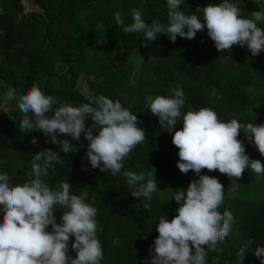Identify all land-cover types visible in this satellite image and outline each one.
<instances>
[{
  "label": "trees",
  "instance_id": "trees-1",
  "mask_svg": "<svg viewBox=\"0 0 264 264\" xmlns=\"http://www.w3.org/2000/svg\"><path fill=\"white\" fill-rule=\"evenodd\" d=\"M32 1L38 9L25 11L23 0H0V169L7 170L13 182L22 183L28 179L35 152L61 147L41 130L20 129L17 119L23 110L16 98L4 97L9 85L15 86L17 93L37 85L56 96L59 103L74 105L90 102L88 97L98 94L119 98L137 112V123L146 132L145 139L124 158L121 174L113 176L99 167L92 168L90 162L82 168L79 160L86 153L88 140L81 134L78 140L68 136L74 150L62 152L63 162L43 178L53 188L69 180L72 192L88 193L87 201L98 209L102 264H146L145 257L151 264L149 246L159 235V218L167 215L171 219L176 214L179 204L172 198L174 191L186 187L199 174L192 169L185 173L178 167L179 149L172 139L175 129L169 131L160 124L158 115L150 110L148 97L173 95L171 88L182 86L186 93L182 112L211 106L221 119L264 123V49L258 55L239 43L230 49H217L207 29L198 30L195 38L178 34L175 41L160 33L145 45L142 33H126L114 20V13L120 11L130 23L132 9L139 8L149 22L166 23L167 0ZM209 2L220 0H186L182 7L199 11L198 5ZM239 6L241 15L250 16L264 8V0H239ZM80 79L88 92L79 88ZM91 123L87 118L86 126ZM182 126L181 121L176 127ZM240 138L246 151L264 162V155L248 141L244 129ZM124 170L150 172L151 178H157L151 201L132 193ZM201 171L217 176L224 184L221 211L229 209L235 217L227 237L209 250L206 264H261L254 250L264 245V173L245 169L235 178L219 169L205 167ZM148 178L146 175L145 180ZM149 203L151 206H146ZM63 211L55 209L57 222ZM117 236L119 244L114 243ZM249 238H254V243L242 255L240 249ZM69 251L77 255L71 245Z\"/></svg>",
  "mask_w": 264,
  "mask_h": 264
},
{
  "label": "clouds",
  "instance_id": "clouds-1",
  "mask_svg": "<svg viewBox=\"0 0 264 264\" xmlns=\"http://www.w3.org/2000/svg\"><path fill=\"white\" fill-rule=\"evenodd\" d=\"M185 3L186 0H167L166 23L155 19L149 22L139 8L132 9L130 23L125 22L120 11L114 13V20L126 33H142L145 45L160 33L175 41L178 34L195 38L198 30L207 29L217 49H230L236 43L246 45L253 55L264 49V8L244 16L239 0L209 2L198 5L199 11L193 12L184 10ZM171 92L173 95L149 96L147 103L164 128L175 129L172 139L179 149L180 170L187 173L192 169L199 175L186 187L174 191L172 198L179 207L171 219L167 215L159 218L156 226L159 235L149 246L153 253L150 261L151 264H206L209 250L227 237L235 217L229 209L221 211L224 184L217 176L201 170L219 169L235 178L242 176L245 169L257 175L264 173V162L253 158L240 138V130L244 129L248 141L264 155V123L242 122L235 117L221 119L211 106L182 112L186 98L183 87L174 86ZM4 97L16 98L23 110L17 119L20 129L41 130L61 147L35 152L28 179L22 183L13 182L9 172L0 169V264H102L104 247L97 232L98 209L87 201L88 193L72 192L69 180L53 188L43 177L63 162L62 152L74 150L68 136L78 140L81 134L88 140L85 155L90 166L113 176L121 174L124 158L145 139V129L137 123L140 117L119 98L106 94L89 96L90 102L74 105L59 103L56 96L46 94L37 85L19 93L15 86L9 85ZM89 117L92 123L86 126ZM181 121L183 126L177 128ZM97 127L98 132H94ZM123 176L135 196L151 201L158 187L157 178H151L150 172L133 170H124ZM56 208L64 209L60 222ZM73 235L75 238L71 239ZM119 242L117 236L114 243ZM252 243L254 238H249L240 253L244 255ZM70 245L77 255H71ZM254 253L264 264V245H257ZM148 260L145 257L146 264Z\"/></svg>",
  "mask_w": 264,
  "mask_h": 264
},
{
  "label": "rangeland",
  "instance_id": "rangeland-1",
  "mask_svg": "<svg viewBox=\"0 0 264 264\" xmlns=\"http://www.w3.org/2000/svg\"><path fill=\"white\" fill-rule=\"evenodd\" d=\"M24 5H25V8L24 10L25 11H29V10H32V9H38V5L36 3H34L32 0H29V1H25L23 2ZM78 86L79 88L84 91V92H88V88H87V85L86 83L84 82L83 79H80L79 82H78ZM80 166L83 168L85 167L89 160L87 159L86 155H82V157H80Z\"/></svg>",
  "mask_w": 264,
  "mask_h": 264
},
{
  "label": "water",
  "instance_id": "water-1",
  "mask_svg": "<svg viewBox=\"0 0 264 264\" xmlns=\"http://www.w3.org/2000/svg\"><path fill=\"white\" fill-rule=\"evenodd\" d=\"M25 1H29V0H23V2H25Z\"/></svg>",
  "mask_w": 264,
  "mask_h": 264
}]
</instances>
